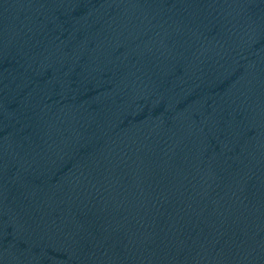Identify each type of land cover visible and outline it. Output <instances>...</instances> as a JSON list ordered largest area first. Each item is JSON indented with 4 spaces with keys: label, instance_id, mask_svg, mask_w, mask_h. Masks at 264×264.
Wrapping results in <instances>:
<instances>
[{
    "label": "water",
    "instance_id": "obj_1",
    "mask_svg": "<svg viewBox=\"0 0 264 264\" xmlns=\"http://www.w3.org/2000/svg\"><path fill=\"white\" fill-rule=\"evenodd\" d=\"M0 264H264V0H0Z\"/></svg>",
    "mask_w": 264,
    "mask_h": 264
}]
</instances>
